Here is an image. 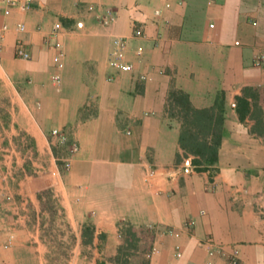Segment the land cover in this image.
<instances>
[{
	"label": "crops",
	"instance_id": "crops-1",
	"mask_svg": "<svg viewBox=\"0 0 264 264\" xmlns=\"http://www.w3.org/2000/svg\"><path fill=\"white\" fill-rule=\"evenodd\" d=\"M107 11L113 18L104 25ZM53 28L60 48L46 39ZM118 37L127 40L129 72L108 65ZM19 39L29 59L15 56ZM257 55H264V0L3 5L0 164L11 174L0 181V264H50L39 199L49 187L67 229L57 237L68 245L67 264H118L108 259L127 223L140 237L150 233L158 249L129 264H229L233 247L239 264H264V66L254 65ZM55 71L59 84L51 81ZM172 90L194 108H210L222 94L211 170L197 171L192 156H183L181 122L168 113ZM239 98L248 103L243 118ZM85 225L93 232L88 242Z\"/></svg>",
	"mask_w": 264,
	"mask_h": 264
},
{
	"label": "trees",
	"instance_id": "trees-1",
	"mask_svg": "<svg viewBox=\"0 0 264 264\" xmlns=\"http://www.w3.org/2000/svg\"><path fill=\"white\" fill-rule=\"evenodd\" d=\"M239 102L242 111L239 109V116L243 118V110H245V106L248 103L240 98ZM168 113L177 117L181 122L179 146L182 149L183 156H192L191 164L195 170H211V165L217 159L218 148L222 138V94L219 93L217 95L215 104L212 107L194 108L190 104L186 93L181 90H172L169 93ZM53 152L56 153L54 147ZM179 159L180 155L178 154L177 160ZM59 165H62L60 161ZM43 193L48 197V200H51L52 204L50 206H55L56 199L53 197L50 187L46 188ZM43 193H39V199L42 201L44 208ZM120 232L123 236V243L119 246L117 254L113 258L108 259V261L118 264H129L130 255L134 254L133 251L140 250L142 252L141 256H143L152 247V242L148 241L150 233L146 232L147 234H145L143 232L142 237H140L138 230L131 224L121 225ZM92 233L91 226L85 225L82 231V235L85 238L83 241L88 242ZM96 264H105V261H97Z\"/></svg>",
	"mask_w": 264,
	"mask_h": 264
},
{
	"label": "built area",
	"instance_id": "built-area-1",
	"mask_svg": "<svg viewBox=\"0 0 264 264\" xmlns=\"http://www.w3.org/2000/svg\"><path fill=\"white\" fill-rule=\"evenodd\" d=\"M35 0H0V10L3 5H13V4H22L24 7L29 8L31 4ZM113 18L112 12L107 11L106 15L102 17L101 23L106 25L110 22V20ZM7 28L6 25L2 26V30H5ZM16 28L20 31L24 30L23 24H17ZM58 34V30L56 28H53L51 32L46 35L47 40H53V44L55 47L60 48L61 43L56 39ZM127 45V40L124 38H114L112 41V50H111V57L108 61V65L116 70L122 71V72H129L133 69V65L129 62L125 61V49ZM14 53L15 56L21 59H29L30 53L27 51V49L24 46V43L19 39L15 43L14 47ZM53 63H55L58 67L61 66V63L59 61L58 56H54L52 59ZM254 65L257 66H264V55H257L253 58ZM51 81L59 84L61 81V77L58 71H55L51 74ZM53 134H57V130H53ZM24 140V139H23ZM63 140V139H62ZM24 142V141H23ZM23 144V143H22ZM72 150L76 149L75 143H72L71 145ZM14 150V146L9 147L7 150V154H10L11 151ZM152 173V171H151ZM11 174V170L4 169L3 166L0 164V181H4L9 178ZM2 208V201L0 200V211ZM1 223V221H0ZM1 225V224H0ZM177 235V233H174ZM11 237V235H10ZM7 245L4 244V247ZM157 247L155 245H152V247L144 254V257L146 259H150L153 254L157 252ZM174 253L176 256H180L179 247L175 245L174 247ZM212 252L210 251L209 254ZM225 256L227 257V261L229 264H239L240 263V256H239V250L236 247H233L226 251Z\"/></svg>",
	"mask_w": 264,
	"mask_h": 264
},
{
	"label": "rangeland",
	"instance_id": "rangeland-1",
	"mask_svg": "<svg viewBox=\"0 0 264 264\" xmlns=\"http://www.w3.org/2000/svg\"><path fill=\"white\" fill-rule=\"evenodd\" d=\"M43 193V191H42ZM44 208L48 213V217L45 218L47 220V225L45 226V232L47 233V239L51 243V254H49V263L50 264H67V252H68V245L67 243H61L58 240V236L63 235V233L66 232V228L62 225L61 220V213L58 211V207L50 205L52 204L51 200H48V197L44 195ZM54 205V204H53ZM48 235L51 236V238H48ZM132 251V250H130ZM134 254L130 255L129 259H133L137 261L138 263H142L141 259L143 258L142 252L140 250L133 251ZM132 252V253H133ZM146 253V252H145Z\"/></svg>",
	"mask_w": 264,
	"mask_h": 264
}]
</instances>
